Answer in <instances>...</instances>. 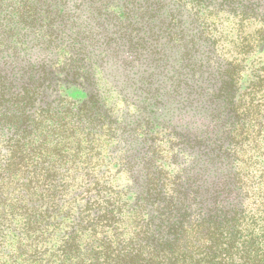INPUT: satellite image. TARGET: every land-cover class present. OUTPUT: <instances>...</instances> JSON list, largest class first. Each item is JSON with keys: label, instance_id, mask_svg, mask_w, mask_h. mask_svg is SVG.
<instances>
[{"label": "trees", "instance_id": "obj_1", "mask_svg": "<svg viewBox=\"0 0 264 264\" xmlns=\"http://www.w3.org/2000/svg\"><path fill=\"white\" fill-rule=\"evenodd\" d=\"M0 264H264V0H0Z\"/></svg>", "mask_w": 264, "mask_h": 264}, {"label": "rangeland", "instance_id": "obj_2", "mask_svg": "<svg viewBox=\"0 0 264 264\" xmlns=\"http://www.w3.org/2000/svg\"><path fill=\"white\" fill-rule=\"evenodd\" d=\"M66 95L74 100H82L85 98V93L76 88H70L68 91H66Z\"/></svg>", "mask_w": 264, "mask_h": 264}]
</instances>
